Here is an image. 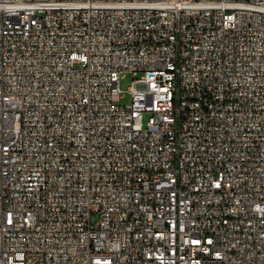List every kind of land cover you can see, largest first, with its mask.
<instances>
[{"label": "built area", "instance_id": "2783aa9c", "mask_svg": "<svg viewBox=\"0 0 264 264\" xmlns=\"http://www.w3.org/2000/svg\"><path fill=\"white\" fill-rule=\"evenodd\" d=\"M0 264H264V0H0Z\"/></svg>", "mask_w": 264, "mask_h": 264}, {"label": "rangeland", "instance_id": "374dc122", "mask_svg": "<svg viewBox=\"0 0 264 264\" xmlns=\"http://www.w3.org/2000/svg\"><path fill=\"white\" fill-rule=\"evenodd\" d=\"M133 76L130 73H125L119 80V88L121 89V98L119 104H127L130 100V95L127 92L128 87L131 85ZM146 122V115H144L143 125Z\"/></svg>", "mask_w": 264, "mask_h": 264}]
</instances>
